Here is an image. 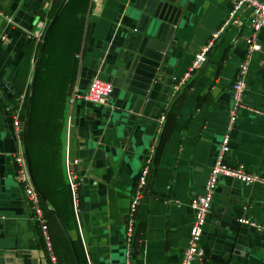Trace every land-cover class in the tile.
Segmentation results:
<instances>
[{"label":"crops","instance_id":"crops-1","mask_svg":"<svg viewBox=\"0 0 264 264\" xmlns=\"http://www.w3.org/2000/svg\"><path fill=\"white\" fill-rule=\"evenodd\" d=\"M151 1L86 0L81 10L73 47L79 53L75 88L84 91L95 76L108 82L112 92L104 104L77 99L71 108L67 144L69 156L78 160L74 172L79 185V228L63 171L67 111L51 147L38 116L27 133L33 184L59 219L54 218L60 227L56 230L46 217L49 238L61 261L69 257L73 264L61 225L72 245L78 246V264H178L193 219L190 199L201 191L209 168L219 160L240 166L259 180L244 184L229 177L218 179L199 241L201 257L193 264H264V26L256 36L259 50L252 52L246 64L242 107L228 132V151L220 155L218 143L231 106L230 84L244 54L249 9L238 15L240 24H229L219 34L202 64L174 90V83L224 20L229 7L227 0H181L184 5L171 35V51L158 74L160 79L139 104L123 88L127 66L124 53L144 28ZM54 3L0 0V81L14 91L9 94L0 88L4 156L0 264H50L15 173L13 156L24 158L22 111L17 128L9 108L12 102L18 105L26 93L41 39L32 32L37 22L46 25ZM63 38L64 33H60L57 41ZM162 111L164 116L158 123ZM54 150L55 168L50 165L49 154ZM149 150L151 157L154 155L151 175L143 199L133 211V231L128 240L125 222L131 193ZM50 169L56 173L55 183L48 177ZM240 217L256 226L239 223Z\"/></svg>","mask_w":264,"mask_h":264},{"label":"built area","instance_id":"built-area-1","mask_svg":"<svg viewBox=\"0 0 264 264\" xmlns=\"http://www.w3.org/2000/svg\"><path fill=\"white\" fill-rule=\"evenodd\" d=\"M228 2V12L224 20L220 23L218 28L212 33L210 39L202 48L193 56L188 69L183 73L182 77L179 78L173 85V89L177 90L181 84L187 80L192 71L197 69L203 62L205 55L209 48L212 46L213 42L219 34L229 25V24H240L242 21L238 18V15L243 9H249V13L246 17L248 33L243 37L244 44V54L241 61L238 63L236 68V77L230 84L231 88V106L228 113V120L225 125V131L221 136L218 148L219 154H223L228 151V132L232 130L237 119V111L242 104L240 102L241 94L243 91V82L242 78L245 74L246 64L252 54L259 50V45L256 42V36L260 29L264 26V2L258 0H227ZM5 17V16H4ZM44 25L41 22H37L35 28L33 29V35L40 37L42 35ZM3 37H1L2 39ZM79 58V53L77 54ZM112 92V87L108 82L101 81L97 77L90 78L84 91H77L74 87L71 90L67 101V116H66V143L63 150V171L65 175V181L67 190L69 192L71 209L74 216V221L79 228L80 220V208L78 205V180L74 172L75 167L78 163L76 158L69 156L68 152V142L67 134L69 133L70 124H71V108L75 100H83L93 104H104L107 102L110 94ZM16 105L14 113L12 114V124L14 127L18 128V116L20 114V107L22 103ZM164 113L160 114L158 123H161ZM19 134V131H18ZM150 155L144 158V161L140 167V173L136 179V184L131 193L130 200V210L127 220L125 222V234L128 240L132 236L133 223L134 219L133 211L137 205L140 203V199L143 195L144 186L146 184L145 176L148 175L149 164L151 159ZM219 155V156H220ZM16 164V177L21 183L23 188V194L28 202V208L31 213L32 219L35 220L38 224L39 231L41 233V238L44 244L45 251L47 253L48 260L50 264H57L56 257L53 254L51 240L49 238V232L46 225V221L43 216L40 197L35 192L33 186L31 185V180L26 169L25 160L21 155L13 156ZM220 177H229L237 180L240 183L249 184L256 180H259V177L253 173L247 172L245 169L240 166H230L227 164L220 163L219 160L216 161L208 170L207 175L204 178V181L201 186V191L194 194L189 202L191 212L193 214V219L188 230L187 238L185 241V246L182 250L181 257L178 264H193V262L198 261L201 257V251L199 248V241L203 231V226L206 220V216L210 210L211 196L217 184V181ZM237 221L241 224H250L254 225L252 222H249L245 218H237ZM258 228V227H256Z\"/></svg>","mask_w":264,"mask_h":264},{"label":"water","instance_id":"water-1","mask_svg":"<svg viewBox=\"0 0 264 264\" xmlns=\"http://www.w3.org/2000/svg\"><path fill=\"white\" fill-rule=\"evenodd\" d=\"M66 0H61L57 5L54 13L52 14L50 20L44 28L42 33L40 43L36 52L33 70L31 73V78L29 82L28 95L25 101V108L23 113V122L21 128L22 136V150L23 156L26 163V168L30 175L29 168V158L26 151L25 143V130L30 106V100L32 96L34 80L36 76V67L42 52L44 42L46 37L57 18L58 12L60 11L62 5ZM184 2L181 0H152L150 3V8L146 12L147 16L145 19L144 28L137 33L129 48L124 53V59L126 60L127 66L124 68L126 70L124 77L123 88L134 95V99L137 103L141 104L144 97H146L150 90L154 89L156 82L159 81V72L163 67L166 60V55L171 51L172 46L170 45L173 38L171 35L174 31L176 25V19L183 7ZM0 88L6 93L14 94L11 90V86L0 81ZM4 156L2 155V148L0 142V177L3 176L4 171ZM36 193L39 195L41 204L44 208L55 216L58 220L56 214L50 210L46 203L45 197L33 184ZM61 228L69 242L72 255L74 257L75 263L78 264L76 260V254L74 247L72 245L71 239L65 228L61 225Z\"/></svg>","mask_w":264,"mask_h":264},{"label":"rangeland","instance_id":"rangeland-1","mask_svg":"<svg viewBox=\"0 0 264 264\" xmlns=\"http://www.w3.org/2000/svg\"><path fill=\"white\" fill-rule=\"evenodd\" d=\"M81 3H82V0H69L65 4V6L63 7L62 11L60 12V14H59V16L55 22V25L52 29V37H50V40L46 44L47 47L49 45H50V47L48 50L46 47V51L44 52L43 58L39 64V66L37 67V76H36L37 86H36V94H35L36 103H35L34 108L32 109V117H34V120L37 116L40 117L39 120L41 122H39V123L41 126L42 134L48 133L49 131L44 128L43 122L41 120L43 118L44 109H43V105L39 102V98H42V99L44 98V100H45L49 96V94L54 93V91H50L48 88L46 89V87L52 85L53 81H54V84L57 85V88H58L57 92L59 93V98H63V100H64L63 102H62V99H60L58 101L59 105H62V104L64 105V116L60 117V122L65 117V114L67 111V101H68L69 95L71 93V90L75 87L74 83H75V72H76V68H77V64H78L77 63L78 52H76V51L70 52L69 59L71 60L72 56L74 57V59H76V63L73 65H70L69 59L66 58L64 60H60L61 54H57L56 51L58 50L59 47L60 48H67L68 46L73 47L76 44V38H77L78 33H79L76 31V26H77L78 22H81L80 21V17H81V13H82V12H80ZM50 18H51V16H50ZM50 18L48 19V21L50 20ZM68 22H72V23H68ZM47 23L48 22H46V25H47ZM64 27H66L65 30H64ZM60 33L61 34L64 33V36H66V37H64V39H62L60 41H57L58 35ZM53 39H54V42L51 41ZM72 40H73L74 45L72 43ZM47 52H54V54H52L50 59H49L50 61H53L52 68L50 71L46 72V70L50 64V61L46 62L44 60ZM47 55L49 56L50 54H47ZM33 64H34V62H33ZM60 64H61V67L63 69L58 70V73H57V70L55 69V65L60 66ZM32 70H33V68H32ZM50 79H52V80L49 81ZM28 85H27L26 93L22 98V103H21V107H20L22 114H23V109L25 106V101H26V98L28 95ZM65 103H66V105H65ZM48 109L50 112V108H48ZM53 109H55V108H53ZM22 118H23V115H22ZM57 130L58 129L54 127L49 133L50 147L52 146V140L54 138H57V135H56ZM31 139L32 138H30V143H31ZM50 159H51L50 163H51L52 167L55 168V166L53 165L55 160H56L55 156L50 155ZM31 185H32V183H31ZM39 187L41 188V186H39ZM33 188H34V186H33ZM43 188H46V187L42 186L41 189L43 190ZM60 188L61 187H59V189ZM44 219L46 221L45 217H44ZM50 223L55 226L56 230H57V228H59L57 226V224H55L51 218H50ZM46 225L48 228V232H50V230H49L50 227H49V224L47 223V221H46ZM63 263L73 264V262L71 261V259L69 257H67L66 261L65 260L60 261V264H63Z\"/></svg>","mask_w":264,"mask_h":264},{"label":"trees","instance_id":"trees-1","mask_svg":"<svg viewBox=\"0 0 264 264\" xmlns=\"http://www.w3.org/2000/svg\"><path fill=\"white\" fill-rule=\"evenodd\" d=\"M60 1H61V0H55V3H54V5H53V8H52V10H51V12H50V14H49V18H50V16H52V14L54 13V11H55V9H56V7H57V5L59 4ZM68 1H69V0H66V1L64 2V4L62 5L60 11L58 12L57 18H58V16H59L60 12L62 11L63 7L65 6V4H66ZM85 3H86V0H82L80 12H81V10L83 9ZM57 18H56V20H57ZM56 20H55L54 22H56ZM54 24H55V23H54ZM53 27H54V26H53ZM52 29H53V28H52ZM52 29H50V31H49V33H48V35H47V37H46V40H45V42H44V46H43L42 52H41V54H40V57H39V60H38V63H37V67L39 66V64H40V62H41V60H42V58H43L44 52L46 51V47H47L46 44H47L48 41L50 40V32H51ZM64 37H66V36H64ZM63 39H64V38H63ZM73 45H74V44H73ZM49 47H50V45L47 47V50L49 49ZM73 47H74V46H73ZM73 47H69V46H68L67 48H60V47H59L58 50L56 51V53H57V54H61V56H60V60H64V59H66V58L69 59V54H70V52H74V51H76V49L73 48ZM47 54H50V53L47 52ZM47 54H46V56H45V58H44V60H45L46 62L50 61L49 59H50V57H51L50 55L48 56ZM34 60H35V59H34ZM62 62H63V61H62ZM62 62H61V63H62ZM52 63H53V61L50 62L49 66H48V68H47V70H46V72L51 70V68H52ZM69 63H70V65L75 64V63H76V59H74V57L72 56V57H71V60L69 59ZM37 67H36V76H37ZM55 69L57 70V73H58V70L63 69V68L61 67V64H60V66H59V65H55ZM36 76H35V80H34V86H33V91H32V96H31L30 106H29V112H28V118H27V126H26V131H25V134H26V137H25V138H26V142H27V133L29 134V131L31 130V125L34 124V117H32V109L34 108L35 103H36V99H35L36 86H37ZM51 80H52V79H50L49 81H51ZM47 88H48L50 91H54V93L49 94V96H48L45 100H44V98H43V99H42V98H39V102L43 105L44 114H43V118H42L41 120H42V122H43L44 128L47 129V130L49 131L48 133H45V134H47L48 137H49V133H50V131H51L54 127L57 128V129H59V126L61 125L60 117H63V116H64V105H63V104H62V105H59V103H58V101H59L60 99H62V101H63V98H59V93L57 92V91H58V88H57V85L54 84V81H53V84L50 85V86H48V87H46V89H47ZM28 89H29V85H28ZM58 105H59V106H58ZM15 108H16V103H15V102H12V103L10 104V108H9L12 114L14 113ZM24 108H25V106H24ZM48 108H50V112H49V109H48ZM53 108H55V109H53ZM23 112H24V109H23ZM20 113H21V112H20ZM22 115H23V114H21V116H22ZM21 116H20V117H21ZM38 117H39V116H38ZM39 118H40V117H39ZM39 122H41V121L39 120ZM39 122H38V123H39ZM56 135H57V132H56ZM57 137H58V135H57ZM49 139H50V138H49ZM28 144H29V139H28V143H26V146H27ZM28 149H29V147H28ZM29 150H30V149H29ZM49 154H50V155H55V154H56V151L54 150L53 153L50 152ZM153 157H154V155H153V156L151 157V159H150L148 175L145 176L146 184H145V186H144V191H143V195H142V197H141V199H140V202H141L142 199H143V196H144V193H145V190H146V187H147V182H148V179H149V177H150V175H151L150 173H151V168H152V166H153ZM50 165H51V163H50ZM139 173H140V168H139V170H138V172H137V174H136V179H137ZM47 174H48V177H50V180H52V181L55 183L56 173L53 172V171L50 169V170L47 171ZM136 179H135V181H136ZM66 187H67V186H66ZM68 194H69V192H68ZM40 203H41V200H40ZM41 208H42L43 216H44L45 218H46V217H47V218H48V217H49V218H53L54 223L57 224V226L59 227V223L57 222V220L54 219L55 217H54L53 213H51L50 211L46 210L42 204H41ZM34 221H35V220H34ZM35 222H36V221H35ZM59 228H60V227H59ZM41 241H42V238H41ZM51 245H52V249H53V254H54L55 257H56V260H57L58 264H60L61 257H60V254L57 252L58 249H57L56 246L54 245L53 241H51ZM42 246H43V249H44V251H45L43 241H42ZM73 246H74V250H75V252H76L77 257L79 258V249H78V246L75 245V244H73ZM45 254H46V253H45ZM46 257H47V256H46Z\"/></svg>","mask_w":264,"mask_h":264},{"label":"clouds","instance_id":"clouds-1","mask_svg":"<svg viewBox=\"0 0 264 264\" xmlns=\"http://www.w3.org/2000/svg\"><path fill=\"white\" fill-rule=\"evenodd\" d=\"M45 28V27H44ZM43 31H44V29H43ZM43 33V32H42ZM42 36V35H41ZM24 113V112H23ZM26 164V163H25ZM27 169V168H26ZM29 174V173H28ZM30 177V176H29ZM31 180V179H30Z\"/></svg>","mask_w":264,"mask_h":264}]
</instances>
